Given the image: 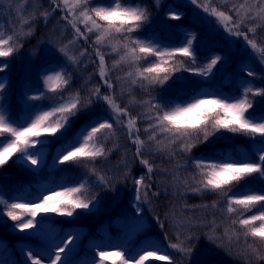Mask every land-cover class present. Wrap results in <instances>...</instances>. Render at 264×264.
Instances as JSON below:
<instances>
[{
    "label": "snow or ice",
    "instance_id": "snow-or-ice-1",
    "mask_svg": "<svg viewBox=\"0 0 264 264\" xmlns=\"http://www.w3.org/2000/svg\"><path fill=\"white\" fill-rule=\"evenodd\" d=\"M157 7L160 0H155ZM198 12L211 18L223 30L227 38L243 45L259 63L264 65V38L257 37V31L264 27V0H243L233 3L227 9L217 6V0H189ZM50 11H39V17L45 21L50 14L60 12V19L72 30V38L67 43L61 42L56 51L63 57L64 63L49 68L50 74L44 76L41 89L36 94L23 96L24 115L15 118L6 116L0 111V168L9 161L27 168L34 177L41 175L45 169L64 170L61 166L77 165L84 162V170L74 183L40 184L35 192L24 189L19 195H10L5 199L0 195V218L12 222V228L26 233L30 238H38L37 248L26 253V264H67L66 253L76 244L77 231L65 232L63 228L49 235L44 228L46 220L54 217H68L72 220L89 216L99 211L102 197L90 194L93 185L106 192H117L120 177H108L95 166L99 158H107L113 150L105 146V141L123 132L134 146L135 162L146 171L132 177L133 197L130 215L118 218L113 223H126L129 220H140L144 227L131 240L118 232L113 237L107 229L100 233L99 240L92 239L88 245L90 257L84 264H148L149 261H160L164 264H177L168 249H175L184 256L192 253L194 238V221H181L169 225L155 215L151 220L162 230L163 242L145 239L148 225L145 224V205L150 203L149 192L153 188L152 177L154 165L145 158L144 152L154 151L157 154L167 153L171 158L176 154L186 156L185 171L192 172L180 179L179 172L173 176L187 192H211L219 200L203 207L219 209L229 223L223 236L231 241L244 237L247 246L245 253L254 257L256 264L264 262V112L259 115L253 109L250 97H264V87H254L250 80L242 81L243 88L238 95H226L219 89L209 90L202 87L213 75V69L227 57L215 55L210 61L199 65L193 43L196 35L185 34L182 46L164 44L155 34L144 35L150 13L147 7L139 4L125 3L124 0H111L108 5H92V0H50ZM39 7V6H38ZM168 17L179 21L183 13L169 10ZM36 15L21 21L26 26L17 32L0 30V58L13 57L23 48V37L33 35V24ZM94 36V39L90 38ZM83 41L88 47L78 49V55L71 54L70 46ZM108 47L116 53L118 59L109 69L102 49ZM91 49V51L89 50ZM177 57L188 58L177 59ZM154 58V59H153ZM94 66L100 83L81 95L77 89L68 92L73 81V70L88 64ZM127 66L123 77L116 81L129 79L132 85L139 84L148 93V98L139 101L143 112L132 115L129 108L121 106L115 94L116 82L111 71ZM9 68V63L0 61V73ZM248 77L255 78L257 73L245 64L241 67ZM184 72L191 77L179 75ZM199 78V79H197ZM91 79V78H89ZM87 83V82H86ZM178 85V87H177ZM160 87L162 94L173 93V96L162 101L153 96L151 90ZM5 83L0 82V90ZM102 88L108 89L105 93ZM49 94L55 103L47 110L42 101ZM178 98H182L178 102ZM104 104L108 111L96 113L95 104ZM138 121L144 124L143 129ZM80 123L78 130L74 126ZM144 138H141V135ZM226 133L235 134L229 136ZM243 136L252 142V147L245 151L232 144L231 151H211L201 153L198 158L192 152L200 145L214 147L217 142H233ZM56 141H64L52 157L51 165L46 161V149ZM255 145H261L257 150ZM15 158V160H13ZM127 168L128 165L125 164ZM180 164L176 165L179 169ZM131 169L123 173L127 181ZM93 178H95L93 180ZM92 181V183H89ZM255 186L234 191V187L253 183ZM160 192L152 191V196ZM223 204V208L220 205ZM79 210V211H78ZM215 224V220L211 222ZM176 229L175 241L169 238L168 227ZM80 236L86 238L87 234ZM215 230L210 228V232ZM117 238L124 243L116 242ZM208 240L215 244L222 240L221 235H209ZM251 239V243H249ZM259 245V247L257 246ZM224 247L223 243L219 245Z\"/></svg>",
    "mask_w": 264,
    "mask_h": 264
},
{
    "label": "trees",
    "instance_id": "trees-1",
    "mask_svg": "<svg viewBox=\"0 0 264 264\" xmlns=\"http://www.w3.org/2000/svg\"><path fill=\"white\" fill-rule=\"evenodd\" d=\"M110 2L111 0H92V5H108ZM124 2L131 3L133 5L139 4L142 7H147L150 16L149 20L146 22V28L142 30V33L144 35H151L152 33H155L166 45L177 47L182 46L181 42L184 39V35L187 33L190 38V34L194 33L196 35V40L193 43V49L196 52L197 63L199 65H203L204 63L210 61L215 55L227 57L226 62H220L217 66H215L212 77L209 79L208 83L202 85L203 88L209 90L219 89L226 95H238L239 92L242 91V81L244 80H250L252 82V86L254 87H264V67L261 64L254 62L240 63L239 59L237 60V57L241 51H238V48H229L227 40L222 38L221 35H213L207 32L203 25L189 16L186 8L182 6L180 2L176 0H161L158 7L155 0H124ZM170 9L183 13V18L179 21L170 19L168 17ZM159 17L164 18L163 25L161 24ZM37 32H40V28L37 29ZM228 39L235 40L234 37ZM241 47H243L242 44ZM26 48L27 43L23 44L21 51L24 53L22 55L15 54L13 57L3 58V61L9 63V68L3 72L6 76L5 79H3V83L8 85L9 88H12V93L21 89V81L25 78L29 71V59L28 56L25 55ZM177 59H184L185 61L188 60V58L184 57H177ZM245 64L248 65L250 70L257 73L255 78L248 77L246 72L241 71V67ZM33 65L36 69V62L32 63L30 68H32ZM107 65L109 69L112 68L111 64ZM177 74L187 77H191L192 75L184 72ZM222 75L228 76L226 81L222 80ZM111 77L116 82L115 94L121 106L123 107L126 105L132 115L141 114L144 109L140 105L139 101L148 98V93L143 91L139 84L132 85L128 82L123 83L121 82L122 80L116 81V69L111 71ZM99 83V76L95 73L94 66L89 63L86 70L84 66L73 70V81L69 90L75 92L79 89L81 91V95L83 96L87 94L88 89L93 88ZM102 91L107 93L108 89L102 88ZM162 91L163 90L160 87H156L151 90V94L153 96H158L162 101L173 96V93L161 95ZM66 93L67 92L64 93L65 96H67ZM16 94L17 93L12 94L11 104H15ZM47 97H52V94H49ZM180 99L182 98H178V102ZM250 99L253 102V109H250V112L255 111L260 113L264 110V97H250ZM102 108L107 109L104 104L98 103L93 106V111L99 113V109ZM138 124L141 129H143L144 124L139 121ZM79 125L80 123L78 122L77 125L74 126V129ZM226 134L229 136L235 135L232 133ZM141 138H144L143 133ZM49 139L52 140L53 143H51L46 149V161L48 165H51L52 157L56 154L57 150L61 147V144L64 143V141H56L54 137H49ZM112 141H114L116 145H112ZM104 143L107 148L113 149L106 159L110 161L111 159L119 157L120 159L125 160L124 167H120L118 169V177H120V181L118 183L119 186L117 187V190H119L120 193L117 196V201L119 203H127L126 200L128 194L133 189L132 177L144 173L146 169L139 165L138 162H135V148L127 140L123 132L118 131L116 136L110 137ZM233 143L238 147L241 145L252 144V142L247 138L238 136L237 139L231 143L220 141L217 142L214 147L200 145L193 150L191 155L193 158H198L201 153H208L211 151L225 152L227 148H232ZM144 156L154 165V174L152 177L153 188L149 192L148 197L150 200V206L152 207L153 216L159 215L162 220L167 219L169 225H173L176 218L180 216L184 218L186 222L188 217H191V221H194V238L191 241L193 247L192 253L188 256H184L175 249H168V252L173 255L177 264H246L245 253L247 246L245 244L244 237L241 236L239 240L233 238L229 241L227 236H223L225 227L229 221L222 214V212L219 209L204 207V209L199 213L193 207V204L195 203H202V206L205 204L211 205L212 201L219 200V196L211 192H187L178 181H173V176L176 175L177 172H179L180 179L188 176L192 172L191 168H188L187 171L183 168L184 162L188 158L180 154H176L174 157L170 158L167 153L157 154L154 151L149 152L147 150L144 152ZM102 159L104 158H99L94 164L98 170ZM13 160H15V158H13ZM125 164L128 165L127 168L125 167ZM177 164L181 165L179 169L176 168ZM61 167L64 170L53 171L52 169L46 168L44 173L34 177L27 168L22 167L20 164L14 163L13 161H9L7 165L0 168V188L2 189L0 190V195H3L5 199H8L14 192L22 193L24 189H27L28 187L35 191L38 181L46 178L54 180H76L81 176V173L84 170V162L77 165H66ZM129 169H131V175L128 177L127 181H125L123 179V173ZM94 179L95 178H93V180ZM89 183H92V181H89ZM251 186H255L254 182L236 186L234 187V191L239 192L243 190V188ZM157 190L160 192V195L155 197L152 196V191ZM90 194H96L98 198L102 197V203L105 198L111 197L114 192H106L104 189L93 185ZM119 203L115 204V206ZM220 208H223V204L220 205ZM180 211L183 213H180ZM66 218L67 217H54L52 221L58 222L55 224H57L60 229H64L66 226L78 225L83 227L86 231H92L96 229L97 224L95 221L99 220V214L96 219L93 218L92 215L82 216L73 221H71L72 218L71 220H66ZM213 220H215V224L211 223ZM145 224L148 225V230L147 236L144 238L157 242H163L162 230L154 222L151 224ZM111 226L113 227L112 221ZM143 227L144 225H141V227L138 228L129 239L131 240L132 237ZM210 228L215 231L210 232ZM164 231H167L169 238L175 241L176 229L174 227L170 226ZM209 235H221L222 240L213 244L207 238ZM37 240L38 238H30L28 234L20 233L18 230H14L12 228L11 221H5L3 218H0V264H26V253L29 249L27 248L28 244L25 243L33 242L37 244ZM251 242V239H249V243ZM221 243L224 245L223 248L219 246ZM85 246L86 244L83 243L82 248ZM257 246L259 247V245ZM261 251L264 252V247L261 248ZM75 254L78 255L79 251H76ZM247 260L249 264H256L254 257L250 254L247 255ZM108 264H111V261H109ZM262 264H264V262H262Z\"/></svg>",
    "mask_w": 264,
    "mask_h": 264
},
{
    "label": "rangeland",
    "instance_id": "rangeland-1",
    "mask_svg": "<svg viewBox=\"0 0 264 264\" xmlns=\"http://www.w3.org/2000/svg\"><path fill=\"white\" fill-rule=\"evenodd\" d=\"M161 1V0H160ZM180 2L182 6H184L189 13V16L199 22L201 25L204 26L205 30L213 35H221L222 38L226 39L228 42V47L237 49L238 51H241L237 57V60L239 59L240 63L242 62H254L261 64L257 61V59L247 50H245L243 47H241L240 43L235 42L233 39H228L223 32L221 28H219L214 22L210 23L211 18H207L204 16L202 12H198L197 8L192 5L189 0H176ZM243 2V0H217V6L223 7L227 9L231 6L233 3H239ZM50 0H0V30H4L5 32H9L12 28H15L17 32L22 30V27L24 30H26V26H22L21 21L24 19H28L29 17L36 15L35 22L33 24V35L30 37H23V44L27 43V48L25 50V55L28 56L29 59V67H28V73L25 76V78L21 81V89L17 92H11L12 88H9L8 85L5 84V88L3 90H0V111H2L6 116L11 114L15 118H20L24 115V104H23V96L26 93L27 95L31 96L36 94L37 89H41L43 85V79L44 76L47 74H50L47 70L52 67H57L58 65H62L64 63L63 57L56 51V49L60 46L61 42L67 43L68 40L72 38V30L70 26H66L65 23L60 19V12L57 11L53 14H50L45 21L43 17H39L38 12L49 10L50 11ZM39 6V7H38ZM159 20L161 24H164V18L159 17ZM40 28V32H37V29ZM264 27H261L257 31V37L264 38ZM91 39H94V36L90 38L89 43H91ZM81 47H88L87 44H84L83 41H78L76 44L70 46L71 54L78 55V49ZM91 50V49H89ZM106 53H108L105 56V60L107 64H113V61L118 59V55L116 53H111L108 47H105L102 49ZM24 52L20 51L19 55H22ZM0 61H3V58H0ZM36 62V69L33 65L32 68L30 66L32 63ZM244 64V63H243ZM236 65V62H235ZM262 65V64H261ZM264 67V65H262ZM121 69L117 70V76L123 77V74L125 71L128 70L127 66H121ZM3 76L0 73V82H2ZM123 83H130L129 79H122ZM72 90H69L66 94L68 95L71 93ZM17 93L18 96L16 97L15 104H11V98L12 94ZM147 99V98H146ZM37 104H42L44 109H49L54 103L55 98L52 95V97H47L44 101H37L35 102ZM99 113H106L108 110L105 108L99 109ZM264 112V110L262 111ZM261 113V112H260ZM260 113L255 112L256 115H259ZM80 125L74 129L78 130ZM112 145H116L114 141L111 142ZM245 151H248L252 145H244L240 146ZM257 150L261 147V145H255ZM232 148H227L225 152L231 151ZM124 161L120 159L119 157H116L114 159H111L110 161L108 159H102L100 161L99 165V171L101 173H105L108 177L113 178V182L115 183V178L118 177V169L120 167H124ZM54 183H62L58 182L57 180H53ZM75 181L68 182L69 184L74 183ZM40 184H48L51 186L50 181H38L37 187ZM119 184H117V187ZM27 189H30L32 192H35L32 188L28 187ZM120 193L119 190L117 192H114V194L111 197H107L104 199V201L99 206V211L92 214V217L96 219L99 214V219L103 218V214L109 211L113 213L114 219L117 220L118 218H122L119 215L121 212H131L132 209L130 207V204L132 203V197L134 193L132 192L130 203H127L126 205H122L124 202H118L117 196ZM21 193L14 192L12 195H19ZM119 203L115 206V204ZM122 205V206H121ZM115 206V207H114ZM120 206V207H119ZM193 207L197 212H201L204 207L202 206V203H195L193 204ZM146 214L145 217L148 216V220H150V208L149 204L145 205ZM180 213H183L180 211ZM66 220H71V218H66ZM185 219L180 217L176 218L175 223L184 221ZM192 220L191 217H188V220ZM73 221V220H71ZM97 221V220H96ZM145 222V221H144ZM186 222V220L184 221ZM52 223L49 220H46L44 222V228L46 230H49V235H55V232L58 231V226L55 224L50 225ZM121 226V230L117 231L121 232L126 235L127 240L128 237L131 235L134 229L137 227L143 225V222L140 220H129L126 223L118 222ZM104 224L101 223L99 226V231H90L86 232L83 231L82 228L79 226H72L65 232H73L74 230L77 231V241L76 244L73 245L71 249L68 250L66 253V261L67 264H84L85 261H87L90 257V253L88 252V247L86 250L82 249L81 253L79 255H75L74 251L80 250L81 243L86 242L87 246L89 245L90 241L94 238L96 240H99L101 238L100 236V230L103 227ZM79 230H82L87 234L86 238H82V241L80 240V236L83 235V233ZM111 234V233H110ZM113 237L115 235L111 234ZM116 242L124 243V239L117 238ZM37 245L32 244L29 246V249H36ZM47 264V261L45 262ZM148 264H164V262L160 261H149Z\"/></svg>",
    "mask_w": 264,
    "mask_h": 264
}]
</instances>
